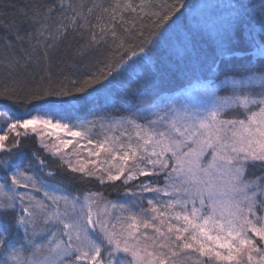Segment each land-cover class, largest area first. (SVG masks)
<instances>
[{
    "label": "snow or ice",
    "instance_id": "6c2138e0",
    "mask_svg": "<svg viewBox=\"0 0 264 264\" xmlns=\"http://www.w3.org/2000/svg\"><path fill=\"white\" fill-rule=\"evenodd\" d=\"M0 264H264V0H0Z\"/></svg>",
    "mask_w": 264,
    "mask_h": 264
},
{
    "label": "trees",
    "instance_id": "16d2710c",
    "mask_svg": "<svg viewBox=\"0 0 264 264\" xmlns=\"http://www.w3.org/2000/svg\"><path fill=\"white\" fill-rule=\"evenodd\" d=\"M228 2L229 0H188V3H193V4H226ZM249 2L259 4V0H249ZM223 11H224V14L226 15L227 10H223ZM253 15H255V13ZM256 27L258 30L259 25H257ZM197 87H198V84L194 77H189L188 79H185L183 77H181L180 79H172L165 84V88L176 90V91H179L181 89L190 91V90H194ZM114 108L120 109L121 112H123L124 110L122 105L119 103V97L117 98V103L114 105ZM29 143L32 144L31 141H29ZM88 187L95 189L94 184L89 185ZM108 191L109 193H111L109 196L110 199L117 198V194L115 192H112L111 189H108Z\"/></svg>",
    "mask_w": 264,
    "mask_h": 264
},
{
    "label": "rangeland",
    "instance_id": "374dc122",
    "mask_svg": "<svg viewBox=\"0 0 264 264\" xmlns=\"http://www.w3.org/2000/svg\"><path fill=\"white\" fill-rule=\"evenodd\" d=\"M192 95H197L199 94V86L197 88H195L194 90H190L189 91Z\"/></svg>",
    "mask_w": 264,
    "mask_h": 264
}]
</instances>
